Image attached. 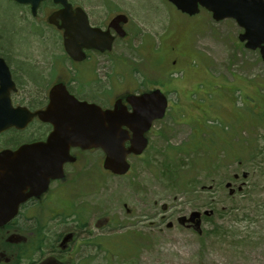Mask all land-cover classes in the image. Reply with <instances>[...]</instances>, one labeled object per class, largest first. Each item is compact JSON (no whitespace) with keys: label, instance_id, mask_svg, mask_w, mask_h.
Segmentation results:
<instances>
[{"label":"rangeland","instance_id":"1","mask_svg":"<svg viewBox=\"0 0 264 264\" xmlns=\"http://www.w3.org/2000/svg\"><path fill=\"white\" fill-rule=\"evenodd\" d=\"M103 1L124 7L141 31L177 32L189 48L174 58L111 53L114 73L125 67L113 80L114 97L143 90L145 80L148 88L168 91L169 108L147 135L146 151L129 158L126 176L104 172L99 151L80 154L67 189L86 209H66L65 227L73 232L77 219L87 223L83 236L99 245L81 256L93 264H264V63L258 52L238 41L233 21L216 23L203 10L188 17L166 0ZM41 19L0 0V52L31 61L62 53L59 36ZM99 62L105 66V59ZM193 211L212 212L198 234L176 221Z\"/></svg>","mask_w":264,"mask_h":264},{"label":"flooded vegetation","instance_id":"2","mask_svg":"<svg viewBox=\"0 0 264 264\" xmlns=\"http://www.w3.org/2000/svg\"><path fill=\"white\" fill-rule=\"evenodd\" d=\"M67 3L79 20L84 18L90 29L100 32L77 43L82 60L74 61L65 52L61 20L53 18L50 24V19L63 10V6L52 0H44L35 15L29 6H18L26 9L33 20L41 16L43 23L59 36L63 52L48 61H31L20 52H0L7 70L0 65V116L10 117L15 123L0 132V264H93L89 255L81 256L99 246L94 237L83 236L89 233L87 223L77 219L70 232L65 220L66 209H86L78 205V196L67 188L76 178L73 171L80 162V154L94 151L71 148L69 156L75 162L61 163L64 148L61 150L60 143L49 141L60 125L58 116L61 104H65L62 91L102 110H111L116 104L131 113L129 97L168 91L148 88L151 84L143 80V90L128 88L114 97L113 80L123 73L118 68L125 67H116L114 73L111 53H156V58L169 53L174 58V53H184L185 48L187 53L189 48L182 47L183 41L175 31L172 34H167L165 29L163 33L141 31V22H133L131 13L122 6L110 7L103 0L89 6L82 0ZM202 10L207 12L199 9V13ZM99 59H105V66H100ZM171 64H175L174 59ZM154 84L159 85L156 81ZM55 90L57 96L53 95ZM56 99L58 105L54 103ZM48 146L51 149H41ZM179 219H176L178 225L192 230L186 224L181 225ZM204 219L201 217V223ZM93 228L98 229L96 223Z\"/></svg>","mask_w":264,"mask_h":264},{"label":"water","instance_id":"3","mask_svg":"<svg viewBox=\"0 0 264 264\" xmlns=\"http://www.w3.org/2000/svg\"><path fill=\"white\" fill-rule=\"evenodd\" d=\"M19 5H27L35 15L39 5L44 0H13ZM68 0H52L54 4L63 6V10L53 18L61 20V29H64V50L74 61H80L83 54L79 53L80 47L77 43L85 36L100 33L90 29L86 20H79V15L71 12ZM177 10L188 16L198 14L199 8L205 9L211 14L215 22L224 20L233 21L242 30L238 40L244 43V48L250 51H259L261 61L264 63V0H167ZM81 55V57H80ZM0 65L6 70L3 61ZM55 90L53 95L57 96ZM65 104H61L59 127L57 126L50 143H60V149L65 151V156L60 162H74L69 158L70 148H79L83 151L100 150L104 159L102 169L113 176L123 177L129 169L128 158L141 156L147 148V133L153 122L164 118L167 110V99L159 91L143 94L139 97L131 96L127 99L132 107L128 113L124 107L116 104L112 110H101L94 104L79 102L63 89ZM58 105V100H54ZM10 117L0 116V132L14 126ZM128 144V145H126ZM49 148H41L51 149ZM41 160L44 158L39 157ZM54 174L52 178H55ZM227 185L226 187H228ZM212 212L199 213L193 211L187 218L179 219L181 225L187 224L195 231H200L201 215L210 216ZM171 226V225H169ZM168 226V227H169Z\"/></svg>","mask_w":264,"mask_h":264},{"label":"trees","instance_id":"4","mask_svg":"<svg viewBox=\"0 0 264 264\" xmlns=\"http://www.w3.org/2000/svg\"><path fill=\"white\" fill-rule=\"evenodd\" d=\"M206 220H208V219H206Z\"/></svg>","mask_w":264,"mask_h":264}]
</instances>
